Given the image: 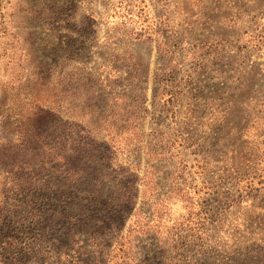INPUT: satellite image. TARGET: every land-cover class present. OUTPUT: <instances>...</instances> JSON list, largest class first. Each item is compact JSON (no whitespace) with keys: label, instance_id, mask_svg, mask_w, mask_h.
<instances>
[{"label":"rangeland","instance_id":"obj_1","mask_svg":"<svg viewBox=\"0 0 264 264\" xmlns=\"http://www.w3.org/2000/svg\"><path fill=\"white\" fill-rule=\"evenodd\" d=\"M157 17L172 30L174 43L185 46L182 60L169 62L156 42L135 39ZM82 27L81 39L95 46L81 60L94 75L111 62L107 82L125 95L115 98L106 90L84 100L79 93L75 98L60 94L62 118L137 125L136 136H143L139 146L129 133L112 141L109 170H129L142 181L137 210L126 227H119L129 235L122 252L116 249L103 260L264 264V43L259 38L264 0H0V118L8 114L16 126L15 119L32 111L33 98L47 95L48 85H36L47 78L46 66L54 70L55 83L59 73H72L80 56L67 43L73 44ZM116 52L125 53L117 65L111 58ZM165 90L176 92V98L158 120H163L160 130L167 137L183 132L188 138L183 146L163 142L152 147L148 137L153 101L164 105ZM71 101L76 110H68ZM141 105L151 112L135 111ZM95 111L100 117L82 116ZM0 138L18 142L25 137L0 124ZM152 148L154 154H148ZM8 170L0 164V211L14 204L16 194L17 182ZM104 184L107 199L114 188L109 181ZM137 222L144 226L141 232L135 230ZM4 232L0 264H11V254L1 245L11 243V231ZM51 240L64 251L67 238ZM21 264L44 263L24 259ZM58 264L77 263L63 256Z\"/></svg>","mask_w":264,"mask_h":264},{"label":"trees","instance_id":"obj_2","mask_svg":"<svg viewBox=\"0 0 264 264\" xmlns=\"http://www.w3.org/2000/svg\"><path fill=\"white\" fill-rule=\"evenodd\" d=\"M157 19L158 22L145 32H137L135 39L156 42L158 52L169 62L182 60L186 52L185 46L174 43L175 40L170 35L172 30H169L166 22H162L161 17ZM83 36L82 27L73 44L67 43L80 56L72 73L64 76L59 73L60 79L55 83L52 79L54 70L46 66L47 78H44V83L38 81L36 85H48L47 95L35 96L29 103L32 111L15 119L16 126L10 115L2 114L0 118L1 126L9 131L11 127V132L25 137L18 142L0 138V164L11 170V176L17 182L14 204L9 209L0 211V233L11 231V236H8L11 243H1L11 254V264H21L24 259L29 262L58 264L63 256L77 264H109L111 260H103L106 254L116 249L122 252L124 239L129 237L127 233L119 231V227H124L127 218L134 216L137 210L142 179L139 174L129 170H109V163H112L115 154L112 149L114 137L129 133L135 137L134 146H139L143 136L139 139V134L136 136L135 131L140 126L101 125L92 122L84 124L73 116L71 117L75 122L64 121L62 118L64 102L60 94L75 98L79 93L87 100L90 96H103L109 90L113 97L124 99L125 94L116 93L110 82H107L111 72L108 73L106 66L111 67L112 71L111 62L96 69L97 75H94L81 60L95 46L93 40L88 43L86 38L81 39ZM259 38L264 43L262 33ZM115 54L117 57L111 55L115 59L114 64L125 61L122 59L125 53ZM167 76L172 75L167 73ZM160 83L162 81L159 85ZM60 86L61 91L57 89ZM163 93L166 97L164 105L161 106L154 99V112L142 105L140 108L134 106L135 111L153 114L154 122L148 136L150 142H154L152 147L163 142L165 146H183L188 140L183 132L167 137L166 132L160 130L164 125L163 120H158L169 113L166 106L176 98L173 90H165ZM6 100L8 102V96L1 103L2 108L6 106ZM72 103L73 101L68 104L69 111L74 109ZM88 115L100 117L96 111L82 114L83 118ZM152 153L154 154L153 148L148 154ZM164 153L171 152L166 150ZM15 170L18 171L14 172ZM107 181L114 191L110 198L105 199L107 187L104 182ZM143 228V224H135L137 232H141ZM57 236L68 240L64 244V251L62 244L51 240ZM78 237H82V241H73ZM82 249L85 250L84 253ZM113 257L111 255L110 259Z\"/></svg>","mask_w":264,"mask_h":264}]
</instances>
